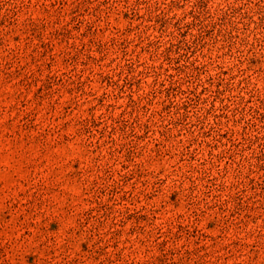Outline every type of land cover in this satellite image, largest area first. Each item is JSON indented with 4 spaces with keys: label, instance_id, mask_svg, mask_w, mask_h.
<instances>
[{
    "label": "rangeland",
    "instance_id": "1",
    "mask_svg": "<svg viewBox=\"0 0 264 264\" xmlns=\"http://www.w3.org/2000/svg\"><path fill=\"white\" fill-rule=\"evenodd\" d=\"M0 264H264V0H0Z\"/></svg>",
    "mask_w": 264,
    "mask_h": 264
}]
</instances>
